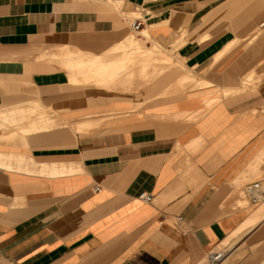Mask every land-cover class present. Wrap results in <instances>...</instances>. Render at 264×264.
I'll use <instances>...</instances> for the list:
<instances>
[{"label":"crops","instance_id":"1","mask_svg":"<svg viewBox=\"0 0 264 264\" xmlns=\"http://www.w3.org/2000/svg\"><path fill=\"white\" fill-rule=\"evenodd\" d=\"M221 249L264 264V0H0V264Z\"/></svg>","mask_w":264,"mask_h":264},{"label":"built area","instance_id":"2","mask_svg":"<svg viewBox=\"0 0 264 264\" xmlns=\"http://www.w3.org/2000/svg\"><path fill=\"white\" fill-rule=\"evenodd\" d=\"M141 26H142L141 21L135 20L131 23L130 28L132 31H138L141 28ZM95 190L97 189L95 188ZM258 191H259L258 183H252L245 188V193H247L251 198L250 199L251 204L257 203L259 199L257 195ZM140 198L145 203H149L151 201L150 195H141ZM224 257H225V253L222 250L218 252H210L206 256V264H220Z\"/></svg>","mask_w":264,"mask_h":264},{"label":"bare ground","instance_id":"3","mask_svg":"<svg viewBox=\"0 0 264 264\" xmlns=\"http://www.w3.org/2000/svg\"><path fill=\"white\" fill-rule=\"evenodd\" d=\"M58 62H60V61H58ZM55 63H56V61H55ZM55 65H56V64H55ZM59 67H60V66H59ZM76 75H77V74H75V76H76ZM118 79H119V78H118ZM118 79H116V80H118ZM123 80H124V79H123ZM121 81H122V80H121ZM121 81H119V82H121ZM77 82H78V81H77ZM112 82H115V81H112ZM122 83H123V82H122ZM123 84H125V83H123ZM120 85H121V84H120ZM127 87H128V86H127ZM130 87H131V86H130ZM117 88H118V87H117ZM125 88H126V87H125ZM126 90H127V88H126ZM86 122H87V121H86ZM90 122H91V121H90ZM93 122H94V121H93ZM91 123H92V122H91ZM91 123H90V124H91ZM98 123H99V121H98ZM98 123H97V121H96V124H98ZM85 124H86V123H85ZM90 124H89V126H90ZM92 125H93V124H92ZM94 125H95V124H94ZM89 126H88V127H89ZM96 126H97V125H96ZM75 127H76V126H75ZM84 127H86V125H85ZM84 127H83V128H84ZM92 127H94V126H92ZM83 128H82V129H83Z\"/></svg>","mask_w":264,"mask_h":264},{"label":"rangeland","instance_id":"4","mask_svg":"<svg viewBox=\"0 0 264 264\" xmlns=\"http://www.w3.org/2000/svg\"><path fill=\"white\" fill-rule=\"evenodd\" d=\"M116 116H119V115H116V114H108V115H104L103 117L105 118H110V117H116ZM222 250V249H221ZM203 264V263H202Z\"/></svg>","mask_w":264,"mask_h":264}]
</instances>
